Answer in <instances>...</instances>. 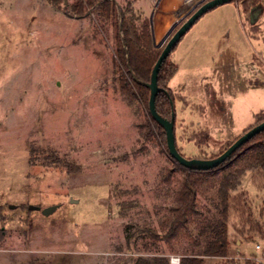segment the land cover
Listing matches in <instances>:
<instances>
[{
  "label": "rangeland",
  "instance_id": "374dc122",
  "mask_svg": "<svg viewBox=\"0 0 264 264\" xmlns=\"http://www.w3.org/2000/svg\"><path fill=\"white\" fill-rule=\"evenodd\" d=\"M98 1L0 0V264L157 255L144 228L159 229L174 205L165 180L174 162L147 133L143 104L122 89L118 20ZM115 1L139 33L151 24L149 0ZM246 4L247 13L237 1L207 11L171 52L176 138L188 158L218 156L264 111V0ZM239 192L252 221L233 201L230 256L205 264H264V175L248 171Z\"/></svg>",
  "mask_w": 264,
  "mask_h": 264
},
{
  "label": "trees",
  "instance_id": "16d2710c",
  "mask_svg": "<svg viewBox=\"0 0 264 264\" xmlns=\"http://www.w3.org/2000/svg\"><path fill=\"white\" fill-rule=\"evenodd\" d=\"M49 1L58 4L61 0ZM233 1L241 3L247 13V1L252 4L256 0ZM84 6V3H79L75 9L82 13ZM98 8L103 16L118 20L117 56L123 68V91L145 107L147 133L160 136L167 145L164 127L150 113V88L144 84L150 81L153 66L163 50L158 51L154 47L150 21H144L139 33L134 22L119 10L115 0H99ZM170 57L171 54L161 66L158 83L162 90L156 96L158 112L169 119L175 113L172 101L174 103L176 97L169 82L178 70V65ZM263 120L264 111L257 112L254 123L246 130ZM232 143L233 141L228 143L226 148ZM178 149L184 155L179 146ZM172 160L174 169L169 170L165 180L175 191L174 205L161 221L159 229L144 228L156 247L157 255L148 257L138 254L133 264H172L169 257L160 254V242H164L172 252L180 254V262L177 264H205V258L209 256L229 257L231 241L228 227L232 202L234 201L236 211L245 210L247 218L252 221V210L247 203L246 194L239 192V188L248 171L264 175V130L253 136L224 162L209 169H192L183 166L174 158ZM68 167L70 171H74L72 165ZM255 226L263 231L260 222H255L253 227ZM249 263L252 264L251 261Z\"/></svg>",
  "mask_w": 264,
  "mask_h": 264
},
{
  "label": "water",
  "instance_id": "95a60500",
  "mask_svg": "<svg viewBox=\"0 0 264 264\" xmlns=\"http://www.w3.org/2000/svg\"><path fill=\"white\" fill-rule=\"evenodd\" d=\"M233 0H199L197 1L190 10L183 14L168 30L165 36L162 38L161 42L155 41L154 27L152 25L153 41L156 47H163V50L153 66L150 81L144 82L150 88V100H149V110L153 118L162 125L166 131V140L169 150V154L172 158L176 159L180 164L192 169H209L215 167L226 159L232 156L242 145H244L248 140H250L257 133L264 130V120L248 130H246L242 135H240L228 148H226L220 155L214 158H188L184 156L178 149L176 143L175 135V113H173L171 119L165 117L160 112H158L156 107V96L162 90L159 86L158 78L159 72L163 62L171 54L172 50L179 43L181 38L186 34V32L194 25V23L207 11L212 8L229 2ZM187 18L179 28L174 32V34L169 38L176 26ZM152 22V16H151ZM152 24V23H151ZM165 44V45H164ZM134 74V73H133ZM136 77V75L134 74ZM172 105H174L172 101ZM38 208V207H33ZM54 206L46 207L43 209L44 214H49Z\"/></svg>",
  "mask_w": 264,
  "mask_h": 264
},
{
  "label": "bare ground",
  "instance_id": "6f19581e",
  "mask_svg": "<svg viewBox=\"0 0 264 264\" xmlns=\"http://www.w3.org/2000/svg\"><path fill=\"white\" fill-rule=\"evenodd\" d=\"M162 1H164V0H162ZM197 1H199V0H174L173 2L163 4L157 10V13H155V15H156L155 19H156V23L158 26L156 33H155V28H154L155 41L157 43L161 42L162 38L165 36V34L168 32V30H170L171 26L183 14H185L188 10H190L192 8V6ZM185 2H187V3H185ZM165 31H167V32L165 33Z\"/></svg>",
  "mask_w": 264,
  "mask_h": 264
},
{
  "label": "built area",
  "instance_id": "2783aa9c",
  "mask_svg": "<svg viewBox=\"0 0 264 264\" xmlns=\"http://www.w3.org/2000/svg\"><path fill=\"white\" fill-rule=\"evenodd\" d=\"M153 6V13H152V25L154 27V21H155V13L157 11V9L159 8L160 6V3L162 2V0H149ZM264 240V239H263ZM256 249L262 253V256H261V260L264 258V241L263 242H257L256 243ZM170 261L172 264H177L180 262V256L179 255H172L170 257ZM262 263V262H260Z\"/></svg>",
  "mask_w": 264,
  "mask_h": 264
},
{
  "label": "crops",
  "instance_id": "0c3cea01",
  "mask_svg": "<svg viewBox=\"0 0 264 264\" xmlns=\"http://www.w3.org/2000/svg\"><path fill=\"white\" fill-rule=\"evenodd\" d=\"M173 1H174V0H164V1L161 2L159 8H160L163 4H167V3H169V2H173ZM187 2H188V1H187ZM187 2H185V3H187ZM183 5H184V4H183ZM183 5H182V6H183ZM159 8H158V9H159ZM158 9H157V10H158ZM173 11H174V10H173ZM156 13H157V11H156ZM155 17H156V15H155ZM154 23H155V24H154V26H155L154 28H155V33H156V30H157V27H158V26H157V23H156V19H155ZM166 32H167V31H165V33H166ZM181 39H182V38H181ZM255 114H256V113H255ZM254 121H255V120H254Z\"/></svg>",
  "mask_w": 264,
  "mask_h": 264
}]
</instances>
